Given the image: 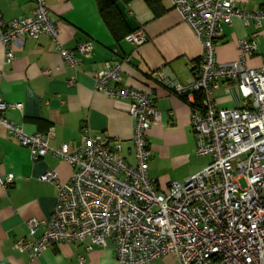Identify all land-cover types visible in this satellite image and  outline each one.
<instances>
[{
	"label": "built area",
	"instance_id": "built-area-1",
	"mask_svg": "<svg viewBox=\"0 0 264 264\" xmlns=\"http://www.w3.org/2000/svg\"><path fill=\"white\" fill-rule=\"evenodd\" d=\"M30 1L34 5L30 16L4 22L0 14L5 61H13L15 48L25 38L46 35L56 43L65 66L74 70L75 53L86 55L91 45L61 48L45 1ZM172 6L202 46L195 81L190 86L172 85V90L190 105L195 153L209 157L210 163L182 183L158 189L147 176L146 137L159 112L147 94L117 86L118 63L103 64L94 74L93 89L129 103L135 166L122 159L120 143L106 137L87 138L84 148L75 153L69 152L66 143L53 148L49 145L52 128L25 133L4 118L7 109L19 106L0 99V129L26 148L32 160L52 154L73 170L61 185L52 173L41 178L57 184L58 192L42 234L34 237L39 224L30 219L28 237L14 244L18 252L27 253L29 261L61 244L86 242L91 250L112 241L117 264H149L167 255L174 256L176 264H264V63L257 68L246 66L257 44L245 39L238 42L234 62L220 64L215 59V40L222 25L230 26L233 18H239L244 25L252 19L260 27L264 14L244 12L235 0H172ZM125 39L134 46L145 42L140 31ZM218 81L237 83L245 106L218 109L212 97ZM74 83V78L68 81ZM13 181V174H0V188H9Z\"/></svg>",
	"mask_w": 264,
	"mask_h": 264
},
{
	"label": "crops",
	"instance_id": "crops-1",
	"mask_svg": "<svg viewBox=\"0 0 264 264\" xmlns=\"http://www.w3.org/2000/svg\"><path fill=\"white\" fill-rule=\"evenodd\" d=\"M44 1L58 29L61 48L74 50L78 44L88 43L91 50L86 55L75 53L78 64L71 70L63 63L56 43L46 35L25 38L15 48L10 63L0 48V99L19 106L7 109L4 118L21 126L27 134L52 128L49 145L55 148L66 143L70 153L81 151L89 137L117 141L122 159L135 166L129 103L110 99L93 89L94 74L103 64L118 63L117 86L147 94L159 112L158 122L146 137L150 150L148 178L165 191L169 184L182 183L207 167L210 158L195 153L191 107L184 96L172 90V85L190 86L195 81L202 46L182 22L172 0H132L126 5L112 0L129 33L140 31L144 36L145 42L140 46L129 43L126 37L119 42L114 40L100 17L96 0ZM235 4L244 12L264 14V0H235ZM153 6H157L158 15ZM33 8L30 0H0L4 22L30 16ZM244 39L257 44L256 52L246 59V66H261L264 20L260 27L252 19L244 25L239 18H233L230 26L222 25L215 40L216 61L234 62L238 42ZM45 71L49 72L47 76ZM71 78L75 79L73 85L68 84ZM212 97L218 109L245 106L237 83L218 81ZM72 171L67 162L52 154L32 160L26 148L0 129V174L14 176L12 186L0 188V264H117L112 241L105 248L91 250H87L86 242L57 245L33 261H29L27 253L14 248L18 240L28 237V220L35 219L39 224L34 237L42 234L56 203V185L66 183ZM46 173L54 174L57 184L42 181ZM149 264H176V259L167 255Z\"/></svg>",
	"mask_w": 264,
	"mask_h": 264
},
{
	"label": "trees",
	"instance_id": "trees-1",
	"mask_svg": "<svg viewBox=\"0 0 264 264\" xmlns=\"http://www.w3.org/2000/svg\"><path fill=\"white\" fill-rule=\"evenodd\" d=\"M130 1L132 0H120L124 5L128 4ZM96 3L102 21L116 42H119L130 34L119 9L112 0H96ZM152 10H154L156 15L159 14L157 6H153Z\"/></svg>",
	"mask_w": 264,
	"mask_h": 264
}]
</instances>
